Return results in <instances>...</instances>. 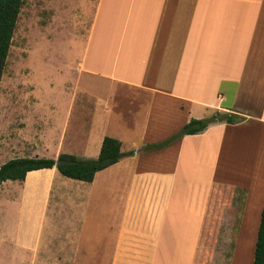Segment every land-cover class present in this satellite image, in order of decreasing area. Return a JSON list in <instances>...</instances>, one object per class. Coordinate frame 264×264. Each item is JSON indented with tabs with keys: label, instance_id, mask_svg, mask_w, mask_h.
Wrapping results in <instances>:
<instances>
[{
	"label": "crops",
	"instance_id": "crops-1",
	"mask_svg": "<svg viewBox=\"0 0 264 264\" xmlns=\"http://www.w3.org/2000/svg\"><path fill=\"white\" fill-rule=\"evenodd\" d=\"M78 63L110 85L98 99L103 132L85 150L96 157L110 136L123 156L91 182L52 167L0 183L21 184L14 239L0 220V264H253L264 209V0H95ZM114 92L131 106L118 107ZM216 112L240 118L153 148ZM60 153L75 154L51 150ZM59 208L65 229L93 221L95 237L42 234Z\"/></svg>",
	"mask_w": 264,
	"mask_h": 264
},
{
	"label": "rangeland",
	"instance_id": "rangeland-1",
	"mask_svg": "<svg viewBox=\"0 0 264 264\" xmlns=\"http://www.w3.org/2000/svg\"><path fill=\"white\" fill-rule=\"evenodd\" d=\"M94 2L23 0L0 80V165L20 156L52 158L55 146H71L78 156L92 158L85 150V140L93 142L103 132L102 122L98 123V99L106 102L110 93L109 84L83 73L78 63ZM113 94L118 107L131 106L126 95ZM43 146L49 151H42ZM0 187V220L7 222L6 240H10L20 216L16 193L21 184ZM58 210L55 224L49 227L45 222L42 234L49 230L48 235L59 237L69 230L70 234L95 237V222L86 221L84 229L79 225L65 229L61 222L65 212ZM31 215V209L24 207L23 223L29 217L31 221Z\"/></svg>",
	"mask_w": 264,
	"mask_h": 264
},
{
	"label": "trees",
	"instance_id": "trees-1",
	"mask_svg": "<svg viewBox=\"0 0 264 264\" xmlns=\"http://www.w3.org/2000/svg\"><path fill=\"white\" fill-rule=\"evenodd\" d=\"M22 4L23 0H0V80ZM238 118L233 114L219 112L206 118H191L177 132L152 146L159 149L183 135L203 132L216 120L235 122ZM122 156L120 141L114 137L104 136L97 156L92 158H84L72 153H60L57 158L39 156L10 158L0 165V183L6 180L23 181L29 171L52 167H56L63 176L91 182L98 171L116 163ZM56 160H60L57 165H55ZM253 264H264V209L261 211Z\"/></svg>",
	"mask_w": 264,
	"mask_h": 264
},
{
	"label": "water",
	"instance_id": "water-1",
	"mask_svg": "<svg viewBox=\"0 0 264 264\" xmlns=\"http://www.w3.org/2000/svg\"><path fill=\"white\" fill-rule=\"evenodd\" d=\"M59 162H60V160H56V161H55V165H57Z\"/></svg>",
	"mask_w": 264,
	"mask_h": 264
}]
</instances>
